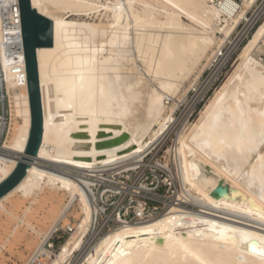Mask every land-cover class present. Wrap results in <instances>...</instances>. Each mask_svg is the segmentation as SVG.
Masks as SVG:
<instances>
[{
  "label": "bare ground",
  "instance_id": "6f19581e",
  "mask_svg": "<svg viewBox=\"0 0 264 264\" xmlns=\"http://www.w3.org/2000/svg\"><path fill=\"white\" fill-rule=\"evenodd\" d=\"M257 2L32 0L54 22L53 47L38 49L43 139L24 179L0 198V210L18 220L13 231L24 224L41 238L26 264L50 254L46 244L52 234L69 226L72 232L51 264H264V230L257 226L264 224V63L254 54L264 39V20L244 46L236 70L199 117L188 119L195 100L180 116L182 125L168 126L218 50L242 21L247 27L252 23L248 13ZM92 13L111 29L88 27L75 18ZM201 30L212 32L221 42L219 48L193 67L190 72L198 70L194 81L182 96L167 102L162 113L156 93L145 88L143 78L137 81L139 70L127 34L133 31L140 40L147 35L181 50L188 41L198 42L193 36L203 38ZM222 61L198 98L214 81ZM0 83L11 118L4 147L12 153L0 155L1 183L24 156L32 128L19 0H0ZM152 109L151 121L156 119L158 128L148 135ZM165 134L174 138L158 165L171 172L173 191L164 211L153 210L132 221L118 216L106 229L107 220L100 223L106 207L100 204L98 180L110 179L122 186L114 192H128L131 187L119 176L138 173V181L153 165L146 157ZM59 194L67 197L64 205L59 206ZM15 195L30 200L20 217L16 211L23 202L5 205ZM48 200L53 203L52 223L43 232L29 215L37 201ZM142 207L140 203L137 210L142 212ZM71 210H76L79 222L63 227ZM91 229L100 239L88 246L84 241ZM76 251L81 257L72 260Z\"/></svg>",
  "mask_w": 264,
  "mask_h": 264
},
{
  "label": "rangeland",
  "instance_id": "374dc122",
  "mask_svg": "<svg viewBox=\"0 0 264 264\" xmlns=\"http://www.w3.org/2000/svg\"><path fill=\"white\" fill-rule=\"evenodd\" d=\"M100 1L108 2L112 0ZM237 1L240 3L243 2V0ZM261 2L262 0H259L257 4L249 10L248 18H254V16L260 13V11H258V7ZM75 18L79 21V23H84V25L88 27H94L106 31L111 29V25L104 24L105 21H103L101 17L95 13L88 16H77ZM263 20L264 11L261 12L260 15L256 17L254 23L248 25V27L247 21H242L232 38L226 42L220 50H218L221 43L220 40L217 39L209 30H201L204 34L203 38L192 35L198 42L194 43L188 41L181 50L167 48L163 43H160L156 39L147 35L140 40L138 34L133 31L128 32L127 46L132 54L131 59L133 65H136L139 70L137 81H140L143 78L145 88L149 90L152 89L156 93L158 101L163 105L162 113H165L169 106L167 102L172 100V98L182 96L186 87L189 88L191 82L194 81L193 79H195L194 77H196L198 70H194L193 74L190 72L193 70V67L201 66L200 63H203V61L205 62V57L208 52L212 53L218 50L215 58L212 59L210 66L204 70L196 84L190 89L187 96L184 98L180 107L174 113L173 121L168 123V126L175 122V118L180 120L182 118L180 116L190 106V104L195 102V100H197L195 107L193 111L189 113L188 119L192 122L199 117L201 110L210 101L214 93L226 83L240 64L239 56L244 46L247 44ZM217 35L222 37L220 33ZM254 54L257 59L264 63V39L260 42V45L255 50ZM226 55H228L227 59L225 57ZM220 61L225 64L221 63L222 65L219 66L214 81L198 98L199 89L204 86V83H207L218 64H220ZM126 98L130 104L134 102L131 94H128ZM153 111V109L150 110L148 114V120L151 122L149 132L147 133L148 135L152 129L156 130L158 128L156 125L157 120L155 119L151 121L154 115ZM147 134L146 136H148ZM170 145L171 139L168 140V143L163 148L162 152L158 154V161L164 159V152ZM144 179L146 182L151 181V184L156 183V180L149 179L148 177H145ZM166 191L167 190L165 188L162 189L164 195H168ZM58 198L59 206L64 205L67 202V197L62 196V194H59ZM19 199L18 195H15L7 200L5 205L11 208L14 204L19 203L20 201L21 203L23 202L21 209L16 211V214L20 217L23 215L25 208L30 205V200L23 201L22 199ZM40 202L41 201H37L35 203L36 205L34 204L35 206H32V208L35 207V210L33 209V213H31L32 215H29V219L36 228L41 229L44 232L52 223L49 209L53 203L49 200L48 202H42L41 204ZM72 211L73 210L69 212L68 216L63 221V227L68 224H71L72 226L78 224L79 217L77 212L76 210H74L75 212ZM17 223L18 220L16 218H10L0 210V264H26L34 254L36 243L41 239L37 233L24 224H20L17 230L13 231ZM257 226L264 230L263 223ZM70 228V226L64 229L60 227L57 232H54L46 244V247L51 251V253H44V256L35 258L33 264H51L56 255L60 253L64 243L70 236L72 232ZM94 239L97 241L100 237L96 236L95 231L91 229L86 235L84 242L89 246ZM80 257L81 251H76L72 255V260H79Z\"/></svg>",
  "mask_w": 264,
  "mask_h": 264
},
{
  "label": "built area",
  "instance_id": "2783aa9c",
  "mask_svg": "<svg viewBox=\"0 0 264 264\" xmlns=\"http://www.w3.org/2000/svg\"><path fill=\"white\" fill-rule=\"evenodd\" d=\"M217 2L219 4L220 0H217ZM258 10L260 11V13L264 11V0H262V2L260 3ZM260 13L258 15H260ZM258 15L252 18V23H254ZM252 23H250V25ZM0 87V155L12 156V153L6 150V148L4 147L5 141L8 136V129L11 119L9 101L8 97H4L1 83ZM182 122L183 121L181 118L173 124L177 127L182 125ZM173 138L174 136L170 137L165 134L157 142L156 146L146 157V161L151 160L153 165H149L145 169L138 181H135L138 173H134L130 178H127L125 176H119V180L131 187L129 188L128 192L125 191L126 189L114 192V187L122 186L110 179L98 180V185L96 187L97 193H102L100 204L106 207V213L101 215L100 223L107 220L106 229L110 228L114 224V219H117L118 216H121V218L126 221H132L136 217H147L151 214V211L153 210L157 213L164 211L166 207L165 203L170 201L169 196L171 195V193L169 192L173 191L171 181L169 180L171 179V172L166 170L162 166H158L160 162H162L164 159L158 161L157 156L167 145L168 140L171 139L172 145ZM154 164H156L157 167H154ZM144 167L145 166L139 167L137 172H141ZM145 177L156 180V183L154 182L155 184H151V181L146 182V180L144 179ZM135 187L139 188V190H136ZM163 188L167 190L166 192L168 193V195L163 194ZM140 203L143 205L142 212L137 210ZM183 204L185 203L183 202Z\"/></svg>",
  "mask_w": 264,
  "mask_h": 264
},
{
  "label": "water",
  "instance_id": "95a60500",
  "mask_svg": "<svg viewBox=\"0 0 264 264\" xmlns=\"http://www.w3.org/2000/svg\"><path fill=\"white\" fill-rule=\"evenodd\" d=\"M23 41L28 75V86L32 113V128L27 149L13 172L0 183V198L14 189L26 176L28 168L38 154L44 132V111L40 84L38 49L53 47L54 22L41 14L32 0H19ZM250 250H254L252 244Z\"/></svg>",
  "mask_w": 264,
  "mask_h": 264
},
{
  "label": "snow or ice",
  "instance_id": "6c2138e0",
  "mask_svg": "<svg viewBox=\"0 0 264 264\" xmlns=\"http://www.w3.org/2000/svg\"><path fill=\"white\" fill-rule=\"evenodd\" d=\"M262 252H264V250H262Z\"/></svg>",
  "mask_w": 264,
  "mask_h": 264
}]
</instances>
